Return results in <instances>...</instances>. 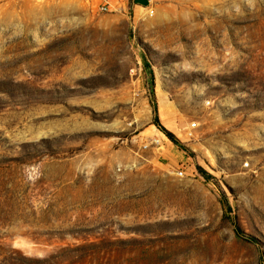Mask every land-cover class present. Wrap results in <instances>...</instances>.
<instances>
[{"label":"rangeland","instance_id":"rangeland-1","mask_svg":"<svg viewBox=\"0 0 264 264\" xmlns=\"http://www.w3.org/2000/svg\"><path fill=\"white\" fill-rule=\"evenodd\" d=\"M149 5L0 0V264H264V0Z\"/></svg>","mask_w":264,"mask_h":264},{"label":"crops","instance_id":"crops-1","mask_svg":"<svg viewBox=\"0 0 264 264\" xmlns=\"http://www.w3.org/2000/svg\"><path fill=\"white\" fill-rule=\"evenodd\" d=\"M134 1H138V0H134ZM141 1V0H139ZM141 6V5H140ZM156 140H158V143H156V148L157 150H159V152H161V156L160 157H163V158H167V156L170 154L169 152L166 153V152H163V149L165 150H171V152L175 151L174 150V147L171 146L169 143L165 142L164 140H162L161 138H157ZM176 157L177 158H180V152H176ZM172 154V153H171ZM174 159V158H173ZM174 161V160H173ZM176 162H178L179 160L178 159H175Z\"/></svg>","mask_w":264,"mask_h":264},{"label":"trees","instance_id":"trees-1","mask_svg":"<svg viewBox=\"0 0 264 264\" xmlns=\"http://www.w3.org/2000/svg\"><path fill=\"white\" fill-rule=\"evenodd\" d=\"M154 113H155V118H154V122L155 124L161 129L163 130L170 138L171 140L177 145L179 146L181 149H182V146H181V142L177 139H175L160 123V120H159V114H158V108L157 106L155 105L154 106ZM242 232L241 228L239 226H237V233L240 235Z\"/></svg>","mask_w":264,"mask_h":264},{"label":"built area","instance_id":"built-area-1","mask_svg":"<svg viewBox=\"0 0 264 264\" xmlns=\"http://www.w3.org/2000/svg\"><path fill=\"white\" fill-rule=\"evenodd\" d=\"M148 1H149V4H150L149 7H147L148 14L149 15H152L154 13L153 0H148ZM105 9H106L105 6H103L101 8V10H105ZM154 142L155 143H158V140L155 139ZM173 172H174L175 175H177L179 177H184L185 176V169H184V167H182L180 165H178L176 167H173Z\"/></svg>","mask_w":264,"mask_h":264}]
</instances>
